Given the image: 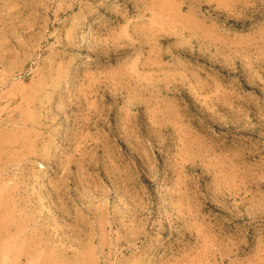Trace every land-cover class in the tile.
Listing matches in <instances>:
<instances>
[{
    "label": "rangeland",
    "instance_id": "374dc122",
    "mask_svg": "<svg viewBox=\"0 0 264 264\" xmlns=\"http://www.w3.org/2000/svg\"><path fill=\"white\" fill-rule=\"evenodd\" d=\"M0 264H264V0H0Z\"/></svg>",
    "mask_w": 264,
    "mask_h": 264
}]
</instances>
